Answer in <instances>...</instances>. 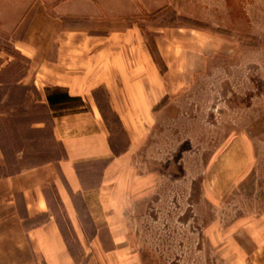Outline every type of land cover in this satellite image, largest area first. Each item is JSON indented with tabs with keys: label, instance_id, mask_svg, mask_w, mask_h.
<instances>
[{
	"label": "rangeland",
	"instance_id": "374dc122",
	"mask_svg": "<svg viewBox=\"0 0 264 264\" xmlns=\"http://www.w3.org/2000/svg\"><path fill=\"white\" fill-rule=\"evenodd\" d=\"M141 23L156 62L184 87L139 119L119 178L107 183L114 191L102 200L112 214L96 222L76 196L80 229L71 230L57 209L76 264H264L256 244L264 237V0H174ZM1 31L0 64L15 65L0 79L14 81L30 58ZM99 94L122 154L129 135ZM237 137L249 141L253 164L216 197L210 162ZM2 248L0 264L21 263H8L12 250Z\"/></svg>",
	"mask_w": 264,
	"mask_h": 264
},
{
	"label": "crops",
	"instance_id": "0c3cea01",
	"mask_svg": "<svg viewBox=\"0 0 264 264\" xmlns=\"http://www.w3.org/2000/svg\"><path fill=\"white\" fill-rule=\"evenodd\" d=\"M171 1L0 0L1 32L30 58L14 81L0 79L7 90L0 95V247L12 250L8 263L76 264L56 212L61 207L69 228L79 230L76 196L96 222L114 212L102 200L114 191L107 183L119 178L139 119L154 117L161 99L184 87L177 77L169 80V65L156 62L141 23ZM161 50L158 44L166 60ZM14 65L1 63L7 71L0 74ZM101 91L129 135L122 154L115 152ZM57 94L64 100L54 102ZM253 161L249 141L234 138L210 162L214 195H223ZM256 241L260 254L264 237Z\"/></svg>",
	"mask_w": 264,
	"mask_h": 264
},
{
	"label": "trees",
	"instance_id": "16d2710c",
	"mask_svg": "<svg viewBox=\"0 0 264 264\" xmlns=\"http://www.w3.org/2000/svg\"><path fill=\"white\" fill-rule=\"evenodd\" d=\"M5 37L6 35H5V33H2V37ZM4 71H7V70H2L1 72H4ZM0 76H1V74H0ZM24 87V86H23ZM25 88V87H24ZM26 89H28L27 87H26ZM0 95H1V93H0ZM64 98H65V96L64 95H62V94H57L55 97H54V102H61V101H63L64 100ZM108 108H110L109 106H108ZM101 109H102V111L104 112L105 111V108L104 107H101Z\"/></svg>",
	"mask_w": 264,
	"mask_h": 264
}]
</instances>
